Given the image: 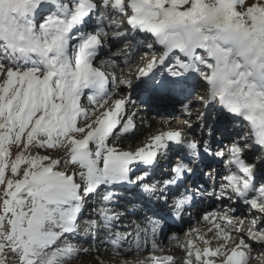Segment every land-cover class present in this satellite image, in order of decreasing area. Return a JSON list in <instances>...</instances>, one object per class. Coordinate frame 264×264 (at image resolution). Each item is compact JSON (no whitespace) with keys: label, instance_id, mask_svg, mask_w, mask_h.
Returning a JSON list of instances; mask_svg holds the SVG:
<instances>
[{"label":"snow or ice","instance_id":"obj_1","mask_svg":"<svg viewBox=\"0 0 264 264\" xmlns=\"http://www.w3.org/2000/svg\"><path fill=\"white\" fill-rule=\"evenodd\" d=\"M110 32L117 46L131 33L126 63L135 62L141 45L150 50L135 79L151 98L202 86L205 108L241 128L231 145L219 141L213 149V128L201 113L200 139L169 130L135 151L119 148L135 131L136 113L127 111L135 103L130 95L113 99L121 85L132 89L131 79L117 84L115 74L94 67ZM172 153L175 162L161 165ZM207 157L224 172L205 173L211 191L188 186ZM68 164L76 166L71 174L59 170ZM161 167L168 174L157 178ZM125 196L161 203L165 216L151 221L153 234L161 220H183L197 202H228L201 214L207 233L192 227L184 243L173 237L186 253L182 264H248L249 242H264V0H0V264H70L87 254L59 245L79 235L83 209L93 200L85 234L95 241L104 230L99 244L122 254L115 209ZM236 204L249 213L247 229V217L230 215ZM213 241L222 243L212 247ZM152 250H159L156 243ZM149 259L175 264L171 256Z\"/></svg>","mask_w":264,"mask_h":264},{"label":"bare ground","instance_id":"obj_2","mask_svg":"<svg viewBox=\"0 0 264 264\" xmlns=\"http://www.w3.org/2000/svg\"><path fill=\"white\" fill-rule=\"evenodd\" d=\"M110 36L111 35H109V37L107 38V41H106L107 47L101 53L100 62L105 61L104 58L107 56H110V54L112 53L111 50H114L113 47H115V45H117L116 41L114 39H112ZM120 49L126 50V52H129V51H130V53L132 52V46L130 44H125V45H123L122 48L119 47L116 50L120 51ZM111 57L114 58L115 56H111ZM116 61L118 63L116 69H113L110 67L107 68L109 76H111V74H115L117 77V84L119 83L120 79H131V81L134 79L136 81L133 73H130V71L134 72L136 67L135 66L131 67L132 65L126 66L127 63L121 58H117ZM125 70H128V73ZM120 87L122 89V92L118 96H114L113 99L123 98V97H126L128 95L131 96V99L133 101H135V103L129 104L127 106V111L129 112V114H131L130 111H132V109L135 108L137 110L135 112L136 116L134 117V121H135L136 125L138 123H142L143 128L141 130V133H146L145 135L150 133L149 135L154 136V135L162 132V130L159 129L162 127L161 122L158 120L156 121V119H153V118L150 119L148 117L149 115L158 113V114H166L168 116V113H172V112L180 113V111H178V107H176L174 104H170L169 106L164 107V106L159 104V98H152L151 102L148 104L147 113L145 115L147 120H145V118H144L145 116L139 118L138 117V114H139L138 111L142 110L143 108H141L137 105L138 100L135 99V94L140 88H137V86H133L132 89H129V92L127 93V92H125L126 90L124 89V87L122 85ZM202 92H203V88L199 89L198 87H196L195 90L192 89L191 91H189V93L186 95L185 99L190 100V101H194L196 94H200ZM204 94H202V95H204ZM82 100H84V98H82ZM81 103H82V101H81ZM171 103H174V100ZM82 104L85 107L91 108V105L87 106L84 103V101ZM185 109L188 110V112L185 114V117L176 118L173 122L175 124V126L171 127L170 130L183 131L186 128L185 130L189 129L188 132H191L190 134H194V132H193L194 130H200V128H199L200 119L199 118L201 116V113H203L202 107L200 108V106H198V105H197V107L195 105L194 108H192L190 106H186ZM186 118H188V120H186ZM207 118H208V116H207ZM204 120L207 121V119H204ZM185 122H187V123L191 122L190 124L195 123L193 126L197 125L196 128H199V129H196V128L191 129V126L190 127H184L183 125H180V123L184 124ZM218 128H219V126H218ZM138 130L139 129L136 126L135 131L133 133L128 134V138H121V140L118 141V147L120 148L122 146V141H124L126 139L132 140V138H134L136 136V134L138 133L137 132ZM154 133H156V134H154ZM146 139H147V137H146ZM135 143H136V141H134V140L131 141V145L135 144ZM57 153H59V151ZM57 153L52 154L49 152H43V154H51L53 157ZM174 162H171V163H174ZM67 167H68V172H71L76 166L68 164ZM76 180H77V182H79V176L76 177ZM126 202H127L128 206L133 210V219L135 221V226L134 227L127 226L125 228V230L120 229V232L121 231L129 232L126 235V238L122 241V248L124 250L123 253L116 255L117 256L116 258L119 257V260H121V261L126 260V259H131V260L132 259L133 260L146 259L147 262L145 264H150V263H152V261L149 259L150 256H156V257H160V258L166 257V256H171L174 258L175 264H180V261L182 264V260L186 256V253L178 246L177 241L173 240V237L174 236L177 237L179 239L180 243H184L185 242V233L188 232L189 229L192 227L199 228L201 230L202 234L207 233L208 225L199 220V217L203 213V212H200V213H196L194 219H191V218L189 219L187 217L184 218L183 225L185 226V230H183V231H180L177 229L171 230V233H169L167 235V237H163L159 240H156L154 238L153 232L148 231L150 226H151L150 223L147 224V222H146L147 221L146 216L150 213L151 207L146 205L144 210L139 215H137L136 210L134 208L140 207L141 204H144V201L138 200L135 197H127ZM95 203L96 202L93 200V201H89L88 204L85 205V207L83 209L84 219H82L79 222V229H80L79 235L75 236V237H69V238L74 239L73 241L80 242V244L82 243L83 247L80 249L87 248L88 253L85 254V253L81 252L79 258L72 260L70 262V264H97L98 262H100L96 259L97 256H100L101 258H103V264H105L109 260L108 256H111L110 252H113L111 250L109 244H107V243H105L103 245L99 244V240L104 238L103 230H101V232H100L103 234L102 236L99 233L96 234L97 238L95 241H93V239H92V237H90V235L85 234V226L88 223V217L95 215V213H90V212H92V208L89 205H92ZM218 208L219 207H216L215 209H212L210 211H215ZM115 211H117L119 213L123 212L122 215H125V216L130 214V211L128 213L127 210H125L122 206L117 207L115 209ZM246 213H248V212H245L242 214L244 217H247L245 219V223L249 225L250 217H249V213L247 215H246ZM242 214H238L237 217L242 218ZM125 216H122L123 217L122 223L127 222V219L129 216L128 217H125ZM247 228H245V229H247ZM243 234L244 233H242V235ZM135 235L142 236V241H141V245H140L141 247H140V250L138 252L136 250V247H134L136 245L132 246L131 243H129L130 238H132V237L134 238ZM207 235H208V237H211L212 234L208 233ZM144 237H147L148 241L146 243H144V239H143ZM83 238H87V239L82 240ZM64 241H66V240H64ZM64 241H62L59 246H62ZM216 242L222 243V241H216ZM216 242L213 241L212 247L218 246L216 244ZM153 243H156L158 245L159 250H157V251L152 250V244ZM249 243L251 244V242H249ZM197 244H200V246L198 245L199 247H201V248L203 247V244L200 243L199 241H197ZM261 244L262 243L251 244L252 245L251 250H248L249 259L253 258V264H264V246ZM78 246L79 245H77L76 247L79 248ZM94 255H97V256H94ZM12 261H13V264H16L15 260H12Z\"/></svg>","mask_w":264,"mask_h":264},{"label":"rangeland","instance_id":"obj_3","mask_svg":"<svg viewBox=\"0 0 264 264\" xmlns=\"http://www.w3.org/2000/svg\"><path fill=\"white\" fill-rule=\"evenodd\" d=\"M252 2V0H247V3L248 4H250ZM112 36L113 35H111L110 37L112 38ZM113 39V38H112ZM122 48L123 47V45L122 44H119L118 46L117 45H115V47H113L114 48V51H116V53H119V55H117V56H115L114 58L113 57H110V56H107V57H105L104 59L106 60V58H111L112 60H116L117 58H121V59H123L124 61H125V56H126V54L127 53H130V51L129 52H126V50H121L120 49V51H118V50H116L117 48ZM111 51H113V50H111ZM118 51V52H117ZM149 54L148 55H144V53L141 55V61H137V62H134V63H127V65L126 66H131V67H133V66H135L136 67V69H135V71L134 72H132V71H130V73H133V75L136 77V75L138 74L137 73V71H138V69H140L141 67H144L145 65H146V63L148 62V60H150V58L152 59V56H151V52H148ZM139 59V57H137V60ZM109 60V59H108ZM107 64H110V66H113V69H116L117 68V65H118V63H116V64H111V63H106L105 64V67H107L108 65ZM109 66V67H110ZM95 67V66H94ZM108 68V67H107ZM128 69V68H127ZM127 73H128V70H125ZM137 81V80H136ZM136 82H135V80L133 79L132 80V85H134ZM136 85V84H135ZM199 88V87H198ZM126 91L125 92H129V89H127V88H124ZM200 89V88H199ZM83 101H84V103L87 105V106H90V104H89V102L87 101V99L86 98H84V100H82V103H83ZM137 106V105H136ZM137 110L134 108V109H132V111H130V113H133V112H136ZM173 114L169 117V115L171 114V113H168V116L166 115V114H158V113H155L154 115H149L148 117L151 119V118H153V119H156V121L158 120V121H160L161 122V125H162V127L161 128H159L160 130H162V131H168V130H170L171 129V127H174L175 126V124L173 123L174 122V120L176 119V118H178L179 116H183V115H179V114H177V113H174V112H172ZM146 114H144V113H139L138 114V117L140 118V117H143V116H145ZM160 117H159V116ZM137 117V118H138ZM163 117V118H162ZM169 117V118H168ZM185 117V116H184ZM145 118V120H147V118H146V116L144 117ZM186 120H188V118H186ZM206 120H204V122H205ZM189 122V121H188ZM191 123V122H190ZM206 123V122H205ZM195 123H193V125H194ZM137 128L139 129L136 133L138 134H136V136L134 137V138H132V140L131 139H126V140H124V141H122V146L120 147L122 150H125V151H135L137 148H139V147H143L146 143H149L150 142V138L152 137V135H149L150 133H148L147 135H145L146 133H141V130H142V128H143V126H142V123H138L137 125ZM148 131V130H147ZM196 131V130H195ZM154 134H156V133H154ZM153 134V135H154ZM146 137H147V139H146ZM136 141V143L135 144H132L131 145V141ZM143 140V141H142ZM142 141V142H141ZM118 146V145H117ZM32 153L33 154H35L36 152H39L41 155H43V152H49V153H52V154H55V153H57L58 151H59V153H57L55 156H54V158H59V157H62V156H65L66 155V153L64 152V150H51V149H36V148H33L32 150ZM16 152H17V149L15 148V146H13V148H12V154H13V158H14V156L16 155ZM59 170H61V171H65V172H68V167H67V165H64V166H62ZM69 174H71V172H68ZM78 176V175H77ZM76 176V177H77ZM91 210V209H90ZM90 213H93V211L92 212H90ZM94 216V215H93ZM124 222V221H123ZM249 225L248 224H245V227L244 228H247ZM99 234L102 236V234L99 232ZM91 236V235H90ZM105 237V236H104ZM74 239H72V238H69V239H67L66 241H64L63 242V244H62V246H60V247H63L64 246V244H67V243H73V245L75 246H77V245H79L78 247L79 248H82L83 246V244L81 243L80 244V242H77V241H73ZM216 242V241H215ZM221 243V242H220ZM216 244L218 245L219 243H217L216 242ZM199 246H200V244H198ZM111 253V256H108V258H109V260H108V262H106L105 264H145L147 261H146V259H139V260H131V259H126V260H123V261H121V260H119V257L118 258H116L117 256V253H114V252H110ZM94 256H97V255H94ZM115 256V257H114ZM131 256V255H130ZM12 260H14V259H12ZM12 260H10V264H13V261ZM73 260H75V259H73ZM97 264H100V262H98ZM180 264H181V261H180ZM248 264H253V258L252 259H249V261H248Z\"/></svg>","mask_w":264,"mask_h":264}]
</instances>
